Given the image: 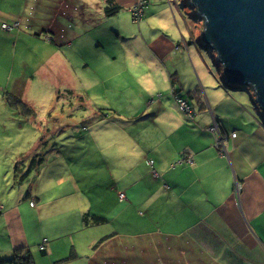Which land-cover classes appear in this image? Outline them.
I'll list each match as a JSON object with an SVG mask.
<instances>
[{
    "label": "crops",
    "instance_id": "crops-1",
    "mask_svg": "<svg viewBox=\"0 0 264 264\" xmlns=\"http://www.w3.org/2000/svg\"><path fill=\"white\" fill-rule=\"evenodd\" d=\"M116 1L122 9H130L136 0ZM89 5L88 0H0V98L6 109L5 93L18 94L25 81L26 71L16 62L18 50H50L49 58L38 53L37 70L52 66L60 70L63 79L71 78L66 52L80 47L84 50L82 36L90 23L94 25L91 18L96 17ZM17 22L19 26L12 29L2 27L3 23ZM155 51L161 56L159 53L165 55L170 50ZM225 92L222 98L214 99L189 95L198 102L199 110L194 119L183 113L181 123L193 121L200 127L203 136L199 135L196 143H188L184 132L178 133L179 138L173 133L174 139L164 138V145L125 159L127 164L121 166L131 170L120 177L111 175L106 163L90 167L74 162L65 167L69 176H44L39 169L37 174H25L23 181L18 180V195L14 196V186L8 194L2 191L0 259L12 258L21 249L30 252L34 264H264V120L254 95L250 107L240 95ZM214 124L217 131L210 129ZM163 133L167 138L171 129ZM51 134H44L40 147L59 145ZM95 135L82 137L86 142H97ZM185 152L189 155L179 160ZM115 168L114 174L120 172L118 165ZM65 180L75 187L57 192V200H65L79 189L86 193L106 188L111 197L108 193L103 196L99 208L106 210L110 200L119 206L116 218L97 214L98 225L94 226L100 225L99 230L87 239L91 255L85 261L68 237L71 228L45 223V219L57 217L59 205H49L44 200L49 196L46 192L50 184L57 190ZM26 182L29 190L24 195L21 184ZM32 199L35 207L30 204ZM91 204L84 201V216ZM124 215L125 223L121 222ZM45 238L47 253L43 255L40 246ZM73 250L78 254L76 259L61 261Z\"/></svg>",
    "mask_w": 264,
    "mask_h": 264
},
{
    "label": "rangeland",
    "instance_id": "rangeland-1",
    "mask_svg": "<svg viewBox=\"0 0 264 264\" xmlns=\"http://www.w3.org/2000/svg\"><path fill=\"white\" fill-rule=\"evenodd\" d=\"M88 3L96 17L91 18L94 25L90 23L82 36L84 50L80 47L66 52L71 62L69 80L63 79L60 70L52 66L37 70L38 53L49 58L53 53L50 50L16 52V62L24 67L26 74L20 90L22 102L6 101V109L0 98L3 144H0V193L8 194L14 186L16 189L11 191L18 195V180L23 181L25 174H37L39 169H43L44 176L52 173L69 176L65 167L74 162H84L90 167L106 163L108 172L120 177L131 170L121 166L127 164L125 159L164 145V138H179L178 133L184 132L188 143H196L195 139L202 135L200 127L193 121H186V125L181 122L183 113L194 119L199 108L192 98L198 99L200 94L214 99L222 98L228 91L230 95H240L252 107L253 91L225 87V75L215 51L203 43V21L191 0H136L130 9L124 7L112 16L104 13L106 0H88ZM134 10L140 16L137 20ZM155 50L170 51L159 56ZM175 88L185 98L174 94ZM191 93L192 103H188ZM165 129H171L167 138ZM47 132L52 133L51 138L57 140L58 146H39ZM173 133H176L174 138ZM89 134H96L97 142L84 141L82 136L87 139ZM185 155L188 152L179 160ZM41 160L43 164L38 165ZM117 165L120 172L114 174ZM74 187V183L66 180L57 190L50 184L46 192L49 196L44 200L49 205L59 203L58 213L52 221L45 219V223L71 228L68 237L75 241L85 261L91 255L87 239L99 230L100 225L94 226L98 225L97 214L116 218L119 206L106 200L107 209L99 208L103 196L108 193L111 197L106 188L89 189L86 193L79 189L65 200H57V192L72 191ZM28 190L29 183H22L24 195ZM84 201L92 203L85 216ZM64 204L69 207H63ZM126 217L121 222L125 223Z\"/></svg>",
    "mask_w": 264,
    "mask_h": 264
},
{
    "label": "water",
    "instance_id": "water-1",
    "mask_svg": "<svg viewBox=\"0 0 264 264\" xmlns=\"http://www.w3.org/2000/svg\"><path fill=\"white\" fill-rule=\"evenodd\" d=\"M191 4L203 21V43L216 52L225 84L234 90L251 88L264 120V0H191Z\"/></svg>",
    "mask_w": 264,
    "mask_h": 264
},
{
    "label": "trees",
    "instance_id": "trees-1",
    "mask_svg": "<svg viewBox=\"0 0 264 264\" xmlns=\"http://www.w3.org/2000/svg\"><path fill=\"white\" fill-rule=\"evenodd\" d=\"M145 4H146V2H144V4H143L144 8H145ZM121 9H122V6L116 0H106V5H105V9L104 10H105V14L107 16L116 15V14H118L120 12ZM214 53L216 54V52H214ZM218 65L220 66V68H222V66L220 65L219 62H218ZM232 86L235 87V88L243 87V86L236 85V84H233ZM21 88L22 87H20V90H21ZM248 89H249L248 91H252L251 88H248ZM173 93L174 94L176 93L178 96L181 95L179 97L181 99L185 98V97H183L184 94L178 93L177 88L174 89ZM22 94H23L22 91H20L18 94H14L11 91V92H6L5 93V97H6L7 101H9V102L12 99L18 100V102H22V99H21ZM188 99H191V97H189ZM186 101H189V100H186ZM40 251H41V253L43 255H45L47 253L46 247H45V249H41ZM32 257L33 256L30 254V252L28 250L25 251V250H21L20 249V250L16 251V253L14 254V256L12 258L0 259V264H6V263H9V264H34V261H33ZM77 257H78L77 252L75 250H73L70 253V255H68L66 258H64V261L73 260V259H76Z\"/></svg>",
    "mask_w": 264,
    "mask_h": 264
},
{
    "label": "built area",
    "instance_id": "built-area-1",
    "mask_svg": "<svg viewBox=\"0 0 264 264\" xmlns=\"http://www.w3.org/2000/svg\"><path fill=\"white\" fill-rule=\"evenodd\" d=\"M133 12H134L135 19H136V20L139 19L140 16L137 15V11L134 10ZM138 17H139V18H138ZM19 24H20L19 22H17V23L14 24V25H10V24H7V23H3V24H2V27L5 28V29H8V30H9V29H12L13 26H19ZM182 109H183V107H182ZM210 129H211V130H213V129H214V130H215V129L218 130V125H217V124H214V126H212ZM217 130H215V131H217ZM219 134H220V132H219ZM232 135H233V136H236L237 133H236V132H233ZM239 191H240V185H239V183H237V184H236V193H239ZM120 195H121V197H124V196H125L124 193H120ZM30 204H31L32 207H35V206H36V201H35L34 199H32L31 202H30ZM1 210H2V205H0V213H1ZM46 242H48V240L45 238L44 241H43V243H42L41 246H40V249H45V247H46L45 243H46Z\"/></svg>",
    "mask_w": 264,
    "mask_h": 264
}]
</instances>
